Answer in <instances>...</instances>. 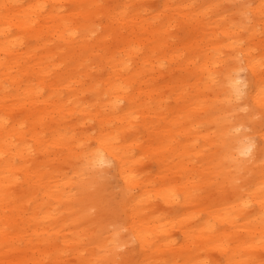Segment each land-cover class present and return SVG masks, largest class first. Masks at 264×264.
I'll list each match as a JSON object with an SVG mask.
<instances>
[{"label":"bare ground","instance_id":"1","mask_svg":"<svg viewBox=\"0 0 264 264\" xmlns=\"http://www.w3.org/2000/svg\"><path fill=\"white\" fill-rule=\"evenodd\" d=\"M156 1L0 0V264H264V0Z\"/></svg>","mask_w":264,"mask_h":264},{"label":"snow or ice","instance_id":"2","mask_svg":"<svg viewBox=\"0 0 264 264\" xmlns=\"http://www.w3.org/2000/svg\"><path fill=\"white\" fill-rule=\"evenodd\" d=\"M235 83H236V85H240V84H242V81L237 80ZM240 94H241L240 90H239V88H237V96H239ZM261 131L264 132V127H262Z\"/></svg>","mask_w":264,"mask_h":264},{"label":"rangeland","instance_id":"3","mask_svg":"<svg viewBox=\"0 0 264 264\" xmlns=\"http://www.w3.org/2000/svg\"><path fill=\"white\" fill-rule=\"evenodd\" d=\"M156 1V0H155ZM157 2V1H156ZM153 4H155V2L153 1ZM176 235V234H175Z\"/></svg>","mask_w":264,"mask_h":264}]
</instances>
